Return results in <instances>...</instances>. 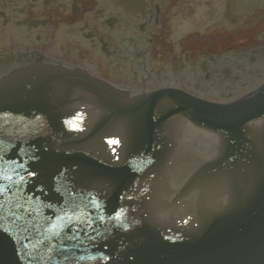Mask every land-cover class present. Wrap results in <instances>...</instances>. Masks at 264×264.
I'll list each match as a JSON object with an SVG mask.
<instances>
[{
    "label": "water",
    "instance_id": "1",
    "mask_svg": "<svg viewBox=\"0 0 264 264\" xmlns=\"http://www.w3.org/2000/svg\"><path fill=\"white\" fill-rule=\"evenodd\" d=\"M0 264H264V82L218 102L64 65L5 77Z\"/></svg>",
    "mask_w": 264,
    "mask_h": 264
},
{
    "label": "flooded vegetation",
    "instance_id": "2",
    "mask_svg": "<svg viewBox=\"0 0 264 264\" xmlns=\"http://www.w3.org/2000/svg\"><path fill=\"white\" fill-rule=\"evenodd\" d=\"M40 63L235 101L264 82V0H0V81Z\"/></svg>",
    "mask_w": 264,
    "mask_h": 264
},
{
    "label": "snow or ice",
    "instance_id": "3",
    "mask_svg": "<svg viewBox=\"0 0 264 264\" xmlns=\"http://www.w3.org/2000/svg\"><path fill=\"white\" fill-rule=\"evenodd\" d=\"M109 143H110V144H116V143H118V141H114V140H113V141H109Z\"/></svg>",
    "mask_w": 264,
    "mask_h": 264
}]
</instances>
